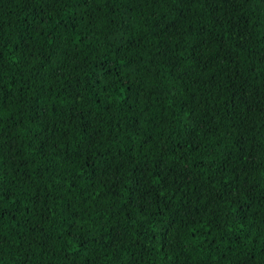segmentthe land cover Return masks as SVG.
<instances>
[{"label":"trees","instance_id":"obj_1","mask_svg":"<svg viewBox=\"0 0 264 264\" xmlns=\"http://www.w3.org/2000/svg\"><path fill=\"white\" fill-rule=\"evenodd\" d=\"M0 264H264V0H0Z\"/></svg>","mask_w":264,"mask_h":264}]
</instances>
